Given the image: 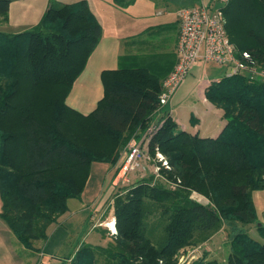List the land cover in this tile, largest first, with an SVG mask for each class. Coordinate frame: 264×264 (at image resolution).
<instances>
[{"label": "trees", "instance_id": "16d2710c", "mask_svg": "<svg viewBox=\"0 0 264 264\" xmlns=\"http://www.w3.org/2000/svg\"><path fill=\"white\" fill-rule=\"evenodd\" d=\"M13 1L0 0V17ZM113 1L127 7L135 0ZM224 15L238 51L249 50L264 67V0H230ZM102 34L87 0L50 2L32 28L0 32V218L22 246L40 260L45 250L38 243L69 214L68 201L81 198L92 164L115 166L133 135L149 131L158 115L164 122L154 124L149 149L168 157L172 168L163 167L161 177L176 188L151 178L117 195V233L102 231L107 245H78L69 264H177L185 248L211 240L225 223H256L253 193L264 190V80L228 76L225 66L223 77L205 87L222 111L215 136L173 119L170 102L160 101L167 75L147 67L105 71L104 97L85 115L67 96ZM257 231L260 239L233 230L224 262L199 251L193 264H264L263 223Z\"/></svg>", "mask_w": 264, "mask_h": 264}, {"label": "rangeland", "instance_id": "374dc122", "mask_svg": "<svg viewBox=\"0 0 264 264\" xmlns=\"http://www.w3.org/2000/svg\"><path fill=\"white\" fill-rule=\"evenodd\" d=\"M229 1L227 0L224 8ZM53 2L60 1L54 0ZM211 4H214V0H212ZM6 20L7 16L0 17V32L10 33L20 29V27L16 28L10 24H4ZM225 68V66L214 63H202L198 68H192L172 96L171 103L168 105L172 109V112L171 110L170 112L173 118L183 127H186L187 130L194 131L200 129V133H203L205 130L216 129L220 113L217 107L203 98V85L207 84L206 86H208L211 81L223 77ZM161 116L158 115L154 118L153 125L149 131H140L141 135L139 137L136 135L137 133L133 135L136 137H132L130 143L123 149V153L115 166L111 164L107 165L104 162H94L92 164V176L89 177L90 181L88 180L81 198H71L68 201L69 214L62 216L57 224L51 226L49 238L45 242L38 243V245L44 247L46 253L44 259L49 264H69L67 257L73 253L78 245L87 243L107 245L109 236L113 234L109 231L108 226L116 227L113 205L115 197L120 193L127 192L133 186L151 178H154L151 183L157 180L163 184H167L169 189L176 188L174 187L175 184L171 183L172 181H167L161 177L160 172L163 167L167 169L172 168L168 157L160 152L158 148L155 153L149 149L152 132L157 129L154 124L161 125L164 122ZM212 132L214 131L210 133ZM133 143L135 147L141 150L143 156H140L138 161L136 160V167L124 175L123 172L121 173L120 166L127 154L131 152V145ZM99 164L103 165L104 168L98 167ZM96 177L99 178L96 179ZM194 195H196L197 201L205 202L203 194L194 193ZM253 200L258 214L256 223H225L219 231L213 234L211 240L202 243L201 247L185 248L177 264H193L194 261L196 262L200 258L199 251L207 252L208 258H216L220 262H224L230 251L231 246L229 242L235 229H243L254 238L260 239L257 225L258 223L264 224V190L254 191ZM1 205L2 201L0 198V212ZM154 220V217H149L148 226L150 228L155 226ZM1 224L7 230L2 220H0V226ZM6 230L4 233L0 230V250L6 246ZM103 230L109 236H103ZM159 232V228H155L153 233L157 234ZM11 234L12 238L19 242L17 237L13 233ZM18 244L24 248L20 242ZM194 248H196L197 253H194ZM28 251L29 253L31 252L29 249Z\"/></svg>", "mask_w": 264, "mask_h": 264}, {"label": "crops", "instance_id": "0c3cea01", "mask_svg": "<svg viewBox=\"0 0 264 264\" xmlns=\"http://www.w3.org/2000/svg\"><path fill=\"white\" fill-rule=\"evenodd\" d=\"M53 1H13L4 24L20 27L19 30L10 33L28 30L39 23L50 2ZM59 1L72 3L79 0ZM87 1L102 25L103 34L67 96L68 105L83 114H89L95 110L99 101L104 97L103 73L105 71L116 70L119 67H147L154 71L164 72L163 76H168L178 60L180 10L188 6L211 5L212 3V0H135L127 7H120L113 0ZM200 65L202 62L193 68H198ZM226 70L227 68L225 72ZM206 85H203V98L210 102L204 94ZM218 111L219 121L215 130H205L200 133L201 130L196 129L191 132H198L200 135H217L224 123L221 109L218 108ZM211 131L214 132L210 133ZM98 167L104 168L101 164ZM2 223L6 225L7 230L2 224L0 230L3 233L7 231V238L5 248L0 250V264H38V254L29 253L26 248H22L19 242L12 238L8 225L3 220Z\"/></svg>", "mask_w": 264, "mask_h": 264}, {"label": "built area", "instance_id": "2783aa9c", "mask_svg": "<svg viewBox=\"0 0 264 264\" xmlns=\"http://www.w3.org/2000/svg\"><path fill=\"white\" fill-rule=\"evenodd\" d=\"M227 0H214L212 5L188 6L179 12L178 60L163 83L160 95L162 104H167L172 99L176 90L184 81L189 71L199 62L214 63L226 66L227 75L244 73L251 78L260 77L264 80V67L249 50L238 51L231 41L224 15V6ZM131 152L127 154L120 166L124 175L135 168V162L143 156L141 150L131 145ZM138 163V162H137ZM196 197V195H194ZM113 234L117 233L115 226H108ZM197 253V250H194ZM40 254L38 264H49Z\"/></svg>", "mask_w": 264, "mask_h": 264}]
</instances>
